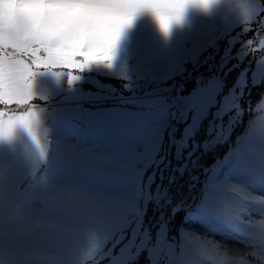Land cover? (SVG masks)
I'll return each mask as SVG.
<instances>
[{
    "label": "rangeland",
    "instance_id": "rangeland-1",
    "mask_svg": "<svg viewBox=\"0 0 264 264\" xmlns=\"http://www.w3.org/2000/svg\"><path fill=\"white\" fill-rule=\"evenodd\" d=\"M207 8L215 28L179 21L165 33L155 17L134 20L116 45L115 72L104 67L115 86L92 92L104 98L96 110L115 117L105 122L118 143L114 216L82 214L79 245L62 248L9 212L0 216V264H264V0ZM46 69H34L32 90L53 112L36 113L85 110L80 89L68 86L79 76Z\"/></svg>",
    "mask_w": 264,
    "mask_h": 264
},
{
    "label": "crops",
    "instance_id": "crops-1",
    "mask_svg": "<svg viewBox=\"0 0 264 264\" xmlns=\"http://www.w3.org/2000/svg\"><path fill=\"white\" fill-rule=\"evenodd\" d=\"M201 11H198V5L190 4L180 22L195 28L207 23V26L215 28L212 9L202 8ZM153 17L156 18L153 13L144 11L134 20ZM200 42H194L197 44L192 50L198 51ZM117 49L116 46L110 61L92 63L83 70L58 66L46 69L79 76L72 79L68 86L80 89L81 97L85 98L81 106L86 107L85 110L71 116L45 117L38 113L39 119L33 128L25 126L31 123L27 120L20 122L15 131L0 133V216L16 212L22 215L21 219L31 229L36 222L48 230L47 238L60 243L62 248H66L64 243L79 245L81 231L87 226L81 219L82 214H115V145L118 143L115 142L114 132L105 125L106 121L115 120V117L102 115L96 110L104 104V98L94 97L92 92L104 90L99 89V82L115 86V74H108L104 67H111L115 72ZM23 59L31 63L30 57ZM35 68L44 69L43 66L33 65L32 71ZM92 75L96 76L93 80L88 78ZM37 99L34 94L31 99L34 103H25L23 107L0 104V111L25 113L33 109L38 112L42 106L47 113L53 112L47 108L51 101L39 105ZM69 104L75 106L77 103ZM88 107L93 108L92 113L87 110ZM38 208L41 210L38 211ZM71 229H75L74 241L70 239Z\"/></svg>",
    "mask_w": 264,
    "mask_h": 264
},
{
    "label": "snow or ice",
    "instance_id": "snow-or-ice-1",
    "mask_svg": "<svg viewBox=\"0 0 264 264\" xmlns=\"http://www.w3.org/2000/svg\"><path fill=\"white\" fill-rule=\"evenodd\" d=\"M211 3L213 0H0V104H25L34 97L33 65L83 70L92 63L110 61L123 31L144 11L153 13L167 33L190 4L207 8ZM38 119L33 109L11 116L0 111V133L27 120L31 123L25 126L31 129Z\"/></svg>",
    "mask_w": 264,
    "mask_h": 264
},
{
    "label": "trees",
    "instance_id": "trees-1",
    "mask_svg": "<svg viewBox=\"0 0 264 264\" xmlns=\"http://www.w3.org/2000/svg\"><path fill=\"white\" fill-rule=\"evenodd\" d=\"M243 36V35H242ZM219 41V40H218ZM217 42V41H216ZM216 42H215V44H213V46L214 45H216ZM220 48H214V50L211 52V55L210 56H214V59H216V58H218L219 57V55H220V50L222 51L223 50V48L221 47V46H219ZM213 48V47H212ZM206 54H208V52L206 53ZM202 59H204V58H202ZM193 62H195V61H193ZM209 62H211V60H207V63H209ZM216 62H218V60L216 61ZM216 62H215V64H216ZM192 63V62H191ZM207 65L208 64H205V65H203L202 66V68H198L197 70H194V67H193V65H189L188 67H187V70L184 72V73H182V76L183 77H185V76H187V74H188V71L190 70L191 72H192V74H194V75H197V74H199L200 72H203V69H205L206 67H207ZM181 76V75H180ZM188 78V77H187ZM260 85V84H259ZM190 86V85H189ZM258 86V85H257ZM263 86L262 85H260V86H258V88H259V90H260V94H259V96L257 97V99H256V101L258 102V100H260L261 99V96H262V92H263V88H262ZM193 87H189V88H187L183 93H185V95L186 94H188V92L189 91H191V89H192ZM245 118V120H246V118L247 117H244ZM184 119H185V117H184ZM240 137V135H237L236 136V138L235 139H238ZM233 142H234V140H233ZM227 151V150H226ZM209 162H210V160H209Z\"/></svg>",
    "mask_w": 264,
    "mask_h": 264
},
{
    "label": "built area",
    "instance_id": "built-area-1",
    "mask_svg": "<svg viewBox=\"0 0 264 264\" xmlns=\"http://www.w3.org/2000/svg\"><path fill=\"white\" fill-rule=\"evenodd\" d=\"M8 51H11V49H8ZM42 55V53H41ZM48 111H52V106L48 107Z\"/></svg>",
    "mask_w": 264,
    "mask_h": 264
},
{
    "label": "water",
    "instance_id": "water-1",
    "mask_svg": "<svg viewBox=\"0 0 264 264\" xmlns=\"http://www.w3.org/2000/svg\"><path fill=\"white\" fill-rule=\"evenodd\" d=\"M239 60L241 59V56H239V58H238Z\"/></svg>",
    "mask_w": 264,
    "mask_h": 264
}]
</instances>
